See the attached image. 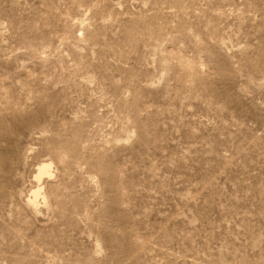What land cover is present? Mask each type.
I'll use <instances>...</instances> for the list:
<instances>
[{"label":"rangeland","instance_id":"374dc122","mask_svg":"<svg viewBox=\"0 0 264 264\" xmlns=\"http://www.w3.org/2000/svg\"><path fill=\"white\" fill-rule=\"evenodd\" d=\"M0 264H264V0H0Z\"/></svg>","mask_w":264,"mask_h":264},{"label":"bare ground","instance_id":"6f19581e","mask_svg":"<svg viewBox=\"0 0 264 264\" xmlns=\"http://www.w3.org/2000/svg\"><path fill=\"white\" fill-rule=\"evenodd\" d=\"M50 167H51V164L49 162H42L36 168V170H37L36 179L38 180V184H37L36 188L31 191V194L27 200L28 203L34 208V210L37 209L36 206H37L38 197H40L42 195L41 188L39 187V182H40L42 176H44V175L50 176L51 175Z\"/></svg>","mask_w":264,"mask_h":264}]
</instances>
